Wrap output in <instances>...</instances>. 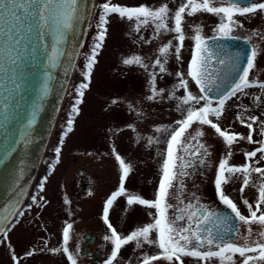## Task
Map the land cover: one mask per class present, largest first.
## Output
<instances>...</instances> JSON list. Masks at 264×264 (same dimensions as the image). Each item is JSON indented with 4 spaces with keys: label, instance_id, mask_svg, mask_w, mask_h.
Instances as JSON below:
<instances>
[{
    "label": "rangeland",
    "instance_id": "obj_1",
    "mask_svg": "<svg viewBox=\"0 0 264 264\" xmlns=\"http://www.w3.org/2000/svg\"><path fill=\"white\" fill-rule=\"evenodd\" d=\"M103 0H95L91 25L87 29L79 60L73 69L71 84L59 109L52 130V136L47 145L37 176L46 172L44 167L49 165V156L58 128L61 126L66 104L72 94L74 81L79 77L81 60L87 51L93 37L97 22L99 5ZM114 4L123 6L148 5L159 7L167 3L175 11L181 0H112ZM244 23L243 29H237L233 34L248 39L260 55L256 58V67L250 74V79L264 82V15L239 18ZM219 19L208 13H198L195 16H185L184 34L186 39L180 52V59L174 57V47L170 48L167 57H161L159 49L171 41L175 46L174 33L156 34L154 25L142 27L140 32L134 31L135 25L116 16L110 17L107 25L105 44L99 50L98 63L94 64L89 87L84 91L82 103L78 106L79 113L74 118L73 131L63 138L60 144L61 153L55 163L45 173L33 197L12 226L6 236L0 239V264H70L66 254L53 252L52 249L63 247L62 230L68 224L73 225L70 230L69 250L76 256L77 264H106L110 257L112 245L104 237L110 231L103 220V210L106 201L113 192L118 190L121 171L115 155L119 154L126 163L132 166L125 188L132 194H138L144 199L154 200L155 192L161 176V165L166 149V141L178 125L175 121L183 118L177 111L176 99H170L175 90L176 96L184 95L183 89H175L179 83L176 73L187 72L188 63L192 55L194 27L202 29L204 37L216 35L214 29ZM253 33H256L254 35ZM143 38V39H142ZM151 41V42H148ZM140 56L148 69L139 65H125L124 59ZM156 59L167 60L166 73L160 74L154 68ZM156 72V89H163V96L156 100H148L152 95L150 73ZM185 78L187 76L185 75ZM189 90L193 95H199L195 84L189 79ZM249 95H239L229 101L225 115L219 121L223 129L235 131L245 136L248 129L236 121L237 113L244 112L245 117L259 116L264 120V93L259 89L246 90ZM260 96L261 101L253 100ZM115 101V103H113ZM203 103V102H201ZM199 127L193 125V130ZM255 127V125H254ZM156 128H167L166 132L157 133ZM193 130H189L190 135ZM205 135L202 137L211 156L210 166L189 168L192 173L184 177L183 194L181 199L185 204L195 203L199 199L203 205L217 204L225 207L218 198L215 187V174L218 161L231 150L229 159L231 165L240 166L245 163L244 153L254 150L257 144L241 141L229 149L214 130L203 126ZM159 138V143L150 144L149 138ZM254 135V139H259ZM115 150V151H113ZM184 155L183 152L178 153ZM58 161V162H57ZM264 166V162L261 165ZM252 183L241 195L239 189L241 181H235L225 186L226 194L233 199L247 215V209L241 204L247 199L253 205L258 196L257 188L261 182L256 174L252 176ZM43 184V191L40 186ZM193 194H195L193 196ZM43 197V199H40ZM65 200L68 203H65ZM174 205L178 202L170 201ZM183 206V205H181ZM126 197H120L114 202L109 212V221L118 231L126 236L132 230L153 222L154 210L144 206H131L126 210ZM252 240L258 239L256 233L260 226L252 225ZM94 232L96 239L86 246L83 252L82 235ZM240 232L246 235V228ZM243 244L242 239L236 241ZM34 252V255H27ZM158 249L145 245L135 249L134 244L122 248L114 264H141L144 255H155ZM17 259L14 260L13 257ZM154 264H165L163 261ZM185 264H197L192 258H185ZM212 264H216L213 261Z\"/></svg>",
    "mask_w": 264,
    "mask_h": 264
},
{
    "label": "snow or ice",
    "instance_id": "obj_2",
    "mask_svg": "<svg viewBox=\"0 0 264 264\" xmlns=\"http://www.w3.org/2000/svg\"><path fill=\"white\" fill-rule=\"evenodd\" d=\"M99 7L97 35L91 45L90 54H85L83 65L86 71L82 75L87 82L80 83L76 88V95L81 99H76L70 110L66 131L63 133L65 137L73 131L74 118L79 113L78 105L82 103L84 91L89 87L96 56L105 40L107 25L113 15L133 23L136 32H140L142 27L154 25L158 35L174 33L173 38L178 43L173 46L169 41L159 49V53L161 57H167L170 48L174 47V57L177 60L180 59V52L186 39L185 16L192 17L198 13H208L218 17L219 22L214 29L216 35L212 39L220 40L236 38L233 33L237 29L244 28L240 17H255L258 13L264 15V0H181L175 11L167 3L154 8L148 5L123 6L112 3V0H104ZM80 14L78 0H0V66L7 63L15 71L24 61L23 49L31 46L33 34L38 40H43L47 35L46 29L51 30L55 26V44L51 49V55L48 56L49 66L55 68L58 57L63 55L57 46L63 42L67 29L72 27V22L79 21ZM253 34L256 35V33ZM191 39L194 43L187 72L186 74L176 73L179 83L175 89H183L184 95L176 96L173 90L169 96L170 99L178 101L176 109L182 113L183 118L175 121L178 127L171 132L166 141V149L161 153L164 159L154 200L144 199L126 190L125 182L133 169L119 154L115 155V159L119 162L121 175L118 190L112 193L103 210V220L110 231V235H106L104 239L113 246L106 264H114L122 248L130 244H134L135 249L143 248L145 245L158 249L155 255H144L141 264H154L159 261L165 264H185V258H192L197 261V264H212L213 261H216V264H264V166H259L264 162V120L255 115L245 117L244 112L248 110L247 108L237 113L236 121L248 129L246 136L223 129L219 123L225 115L229 101L234 97L249 95L246 91L248 89H259L264 93V82L250 79L260 52L253 47L247 56L246 64L242 68L235 69L238 75L229 88L225 91H218V98L213 99L210 95L213 92V86L219 89L212 68L216 52L210 47L208 39L203 36L199 26L194 27V35ZM218 62L225 64L223 59H219ZM123 63L148 69V65L140 56L126 58ZM166 63V59L163 62L161 59H156L153 67L158 68L159 73L163 74L167 71ZM4 70L7 71L6 68ZM149 75L152 95H149L147 99L151 101L162 97L164 90L156 89L157 73L152 72ZM189 79L197 87L199 95H193L189 90ZM44 91L46 94V87ZM253 100L259 102L261 97L255 96ZM193 125L199 127L193 130ZM203 126L214 130L229 149L241 141L258 145L254 150L244 153L245 163L243 165L235 166L229 163L231 150L217 163L215 187L220 202L230 210V216L221 217L206 207L198 206V198H195V203L187 204L181 199L183 178L192 174L188 169L195 170L197 167L210 166L208 159L211 153L208 147L201 142L205 135L202 130ZM189 130H193V133L186 135ZM155 131L162 133L166 132L167 128H156ZM254 135L260 138L254 139ZM148 142L152 144L160 141L159 138L153 140L150 137ZM54 151L58 158L61 148L57 147ZM180 152L184 155H179ZM253 174H256L261 182L257 188L258 196L254 205L247 199L241 200V204L247 209L248 214L245 215L242 214L238 204L226 194L225 186L238 180L241 181L239 191L242 195L252 183ZM40 190H44L43 184ZM120 197H126L127 207L144 206L154 210V213H150L153 216V222L132 230L126 236L118 233L109 221V212L114 202ZM172 200L178 203L174 205L170 202ZM33 201H36L35 197ZM65 203L68 201L65 200ZM18 215L22 216L23 213L20 212ZM230 221L235 222L231 227L228 226ZM252 225L260 226V231L256 233L258 239L249 243L253 236ZM242 226L246 228V235L240 232ZM72 227L73 225L68 223L62 230V249L56 248L51 251H62L66 254L70 264H77L76 256L70 252L68 247ZM6 233V229H0V236H6ZM229 234L233 239L226 238ZM240 239L244 241L243 244L236 242ZM34 254V252H29L27 255ZM13 258L17 259L15 256Z\"/></svg>",
    "mask_w": 264,
    "mask_h": 264
},
{
    "label": "water",
    "instance_id": "obj_3",
    "mask_svg": "<svg viewBox=\"0 0 264 264\" xmlns=\"http://www.w3.org/2000/svg\"><path fill=\"white\" fill-rule=\"evenodd\" d=\"M93 4L94 0H78L81 9L79 21L72 22L63 42L57 46L63 55L58 57L55 68L48 63L55 44V26L51 30L46 29L47 35L43 40H38L33 34L31 46L23 49L24 61L15 71L7 63L0 66V229L8 228L34 181L82 45ZM233 36L236 38L214 40V36L205 37L216 52L212 68L219 89L213 86L210 93L213 99L218 98V91L229 88L238 75L235 69L246 64L252 49L247 39ZM219 59H223L225 64H220ZM217 213L221 217L231 215L227 208ZM234 223L230 221L228 226ZM226 238L233 237L229 234ZM95 239L92 231L82 235L83 252Z\"/></svg>",
    "mask_w": 264,
    "mask_h": 264
},
{
    "label": "bare ground",
    "instance_id": "obj_4",
    "mask_svg": "<svg viewBox=\"0 0 264 264\" xmlns=\"http://www.w3.org/2000/svg\"><path fill=\"white\" fill-rule=\"evenodd\" d=\"M94 7H95V4H94V6H93V10H94ZM93 10H92V12H91V15H90V20H89V25H88V27L91 25V20H92V17H93ZM88 29V28H87ZM87 33V32H86ZM104 44H105V41H104ZM98 63V61L96 62V64ZM67 90V89H66ZM65 90V93H64V95H63V98L64 97H66V95H67V92H68V90L66 91ZM63 98H62V100H63ZM59 110H58V113H57V116H56V118H58V116H59ZM51 136H52V130H51V132H50V135H49V138H48V141H47V143H46V145H45V149H44V151H43V155H42V157H44V155H46L45 153H46V150H47V144L49 143V141H50V138H51ZM41 164V161H40V163H39V165Z\"/></svg>",
    "mask_w": 264,
    "mask_h": 264
},
{
    "label": "flooded vegetation",
    "instance_id": "obj_5",
    "mask_svg": "<svg viewBox=\"0 0 264 264\" xmlns=\"http://www.w3.org/2000/svg\"><path fill=\"white\" fill-rule=\"evenodd\" d=\"M199 206L206 207L213 212L217 211L220 208V206H218L217 204H205V205H203L201 202H200Z\"/></svg>",
    "mask_w": 264,
    "mask_h": 264
}]
</instances>
